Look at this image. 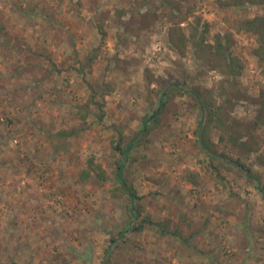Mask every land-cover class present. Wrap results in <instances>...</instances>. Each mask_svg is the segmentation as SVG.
Returning a JSON list of instances; mask_svg holds the SVG:
<instances>
[{
    "label": "rangeland",
    "instance_id": "obj_1",
    "mask_svg": "<svg viewBox=\"0 0 264 264\" xmlns=\"http://www.w3.org/2000/svg\"><path fill=\"white\" fill-rule=\"evenodd\" d=\"M255 15L264 0H0V216L10 204L38 211L48 236L38 264L105 263L122 237L119 264H264V64L242 24ZM217 34L238 74L203 56ZM170 82L225 104L212 115L187 93L165 102L126 162V188L141 196L133 218L111 190V147L118 129L123 144L134 136ZM55 131L70 133L51 140ZM89 157L106 187L80 176ZM146 216L168 230H126Z\"/></svg>",
    "mask_w": 264,
    "mask_h": 264
},
{
    "label": "trees",
    "instance_id": "obj_2",
    "mask_svg": "<svg viewBox=\"0 0 264 264\" xmlns=\"http://www.w3.org/2000/svg\"><path fill=\"white\" fill-rule=\"evenodd\" d=\"M243 26L246 30L254 33L256 35V39L258 41V46L254 49V54L255 56L264 64V17L263 16H258L255 15L252 18H247L243 21ZM197 29H198V19L196 21H194V32L192 33V39L194 40L197 34ZM204 29H206V25L204 27ZM203 32V28L201 30V34ZM169 38V42L171 44V47H175L178 46L177 45V39L176 36H174L173 34L170 33V35H168ZM181 41H184L185 37L182 33H180L179 36ZM215 41L214 43L209 46V48H203L202 45V49L204 54L203 56H205L206 58H208L211 61H213V66H220V70L224 71V72H229L232 70L233 75L238 74V68L239 65H236L235 60L230 58V53H229V42L225 41L224 42V37L222 38L221 35L217 34L215 37ZM203 43V34L201 35L200 40L197 42L198 45L200 43ZM263 72H264V66H263ZM89 90H90V97H91V101H89L90 103L92 102L93 97L98 93V91H96L95 88H93L92 86H88ZM160 97H159V101L156 104L157 107L155 109L152 110V112L150 113V115H148L147 117L143 118V122L141 125V127L136 130V132L134 133V136L125 144L122 143L123 139H122V132L120 129H118V135H119V139L116 141V143L112 144V151L114 152L113 155L115 153L118 154V160L117 164H116V170H115V181L117 182V185L111 189L112 192L114 190L122 192L123 194H125L128 198L129 204H128V211L130 214H132L133 218H137L139 216H141V212H142V204L139 203V200L141 199V196L137 194V191L132 187H128L126 188V179H125V175H124V170H125V166H126V162L129 163V161H131L129 159V156L131 154V149L134 147L133 145L137 144L139 145L140 143H142L143 141L147 140V136L149 134L150 131V123L153 120H157L158 118V113L161 112V110H163V106L165 105V102L168 101L173 95L177 94V93H187L190 96H192V98H195L196 104H199L202 107V111L201 113H206V110L208 113L212 114V115H217L218 113H220V110L223 108V104H225V99L223 100V102L220 105H215V103L213 102V100H211L207 95L204 94H199L196 91H193L191 89H187V88H183L182 85L179 82H170V83H163L161 86V90H160ZM168 98L167 100H164V98ZM229 100V98H227ZM239 99H241V96H237V97H233L232 99H230L231 101H238ZM264 106V105H263ZM98 107L101 108V105L98 104ZM257 123V122H256ZM199 125H201V121L199 122ZM68 133L70 132H64V131H55V133H48V137L52 139V137L57 136V137H61L63 139L66 138V135H68ZM197 137L199 138L198 141L199 143H201L204 147L205 152L209 153L213 151L212 147H211V141L209 140V136L207 135V131H200L199 134H197ZM232 139L235 138V136L231 135ZM87 167L84 168L81 171L80 176L82 177V179H89L90 177L93 179L94 182L98 183L100 186L102 187H106L109 182L112 181V179L110 180L109 177H107V175H105L104 173V168L101 166V164L99 163H95L93 157H89L88 158V162H87ZM242 164V163H239ZM243 168L244 165H241ZM246 172L248 173V169L246 168ZM255 179V178H254ZM261 188V187H260ZM261 192L264 193V189H261ZM146 224H150V225H155L157 227V229L161 232V233H165L168 230V226L165 225L166 223L164 222H160V221H152L150 217H141L138 220V223H130L127 226L126 230H131L132 232H141L144 228V226ZM123 234V233H122ZM122 241L120 240L118 243H116L115 245H110L108 249H106V253L110 254L112 253V260H109V258L107 259V261L104 263L102 262L101 264H119L118 261L115 260V256L116 255V251L119 250V248H126L128 246V242L129 239L128 238H121ZM110 241H114V238L111 237ZM184 241H186L184 239ZM110 250V251H109ZM116 252V253H115Z\"/></svg>",
    "mask_w": 264,
    "mask_h": 264
},
{
    "label": "crops",
    "instance_id": "obj_3",
    "mask_svg": "<svg viewBox=\"0 0 264 264\" xmlns=\"http://www.w3.org/2000/svg\"><path fill=\"white\" fill-rule=\"evenodd\" d=\"M24 197L25 195H23ZM25 198L28 199V196ZM23 205L16 209L15 205L10 204L8 211H3L0 216V264L5 262H10L9 264H38V259L42 257L41 252L46 249L44 241L48 239V236L40 234L39 223L41 222L35 220L38 218L37 215L35 217L32 215L33 212L38 211L30 207L24 209ZM27 205H29L28 202ZM54 224L57 223L54 222ZM62 225L64 224L55 225L49 229L54 231ZM55 237L54 240L60 239L57 235ZM48 261L49 264L60 262L57 259Z\"/></svg>",
    "mask_w": 264,
    "mask_h": 264
}]
</instances>
